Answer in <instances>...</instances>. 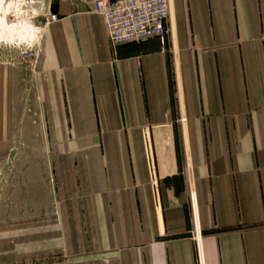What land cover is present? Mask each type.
Here are the masks:
<instances>
[{
  "label": "crops",
  "instance_id": "1",
  "mask_svg": "<svg viewBox=\"0 0 264 264\" xmlns=\"http://www.w3.org/2000/svg\"><path fill=\"white\" fill-rule=\"evenodd\" d=\"M97 1L47 0L25 90L0 67V116L31 108L56 149L80 264H264V0H172L164 42L117 46Z\"/></svg>",
  "mask_w": 264,
  "mask_h": 264
},
{
  "label": "rangeland",
  "instance_id": "2",
  "mask_svg": "<svg viewBox=\"0 0 264 264\" xmlns=\"http://www.w3.org/2000/svg\"><path fill=\"white\" fill-rule=\"evenodd\" d=\"M1 4L9 14L0 13V67L7 72L18 68L25 90L31 61L23 52L38 46L47 0ZM15 112L0 116V264H80V254L74 253L75 229L68 227L75 214L68 210L72 189L55 174L56 149L49 144L42 117L30 115L25 105Z\"/></svg>",
  "mask_w": 264,
  "mask_h": 264
},
{
  "label": "built area",
  "instance_id": "3",
  "mask_svg": "<svg viewBox=\"0 0 264 264\" xmlns=\"http://www.w3.org/2000/svg\"><path fill=\"white\" fill-rule=\"evenodd\" d=\"M172 0H101L95 3V12L104 17L112 45L140 42L151 38L165 41L169 33ZM59 21V16L46 9L42 25L45 28ZM23 54L32 61L39 50L27 48ZM199 256L202 253L201 236L197 233Z\"/></svg>",
  "mask_w": 264,
  "mask_h": 264
},
{
  "label": "bare ground",
  "instance_id": "4",
  "mask_svg": "<svg viewBox=\"0 0 264 264\" xmlns=\"http://www.w3.org/2000/svg\"><path fill=\"white\" fill-rule=\"evenodd\" d=\"M16 1V0H15ZM8 7H6V5H2L1 4V0H0V13H5L6 15L9 14V10H7ZM14 11V10H13ZM12 12V11H11ZM37 28H35L34 26H31V31H32V34L36 33V30ZM36 30V31H35ZM33 36V35H32ZM35 36V35H34Z\"/></svg>",
  "mask_w": 264,
  "mask_h": 264
}]
</instances>
